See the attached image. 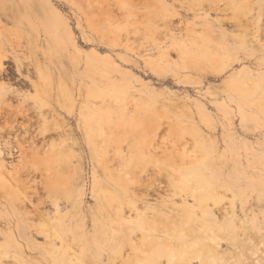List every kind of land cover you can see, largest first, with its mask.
Here are the masks:
<instances>
[{"label":"rangeland","instance_id":"obj_1","mask_svg":"<svg viewBox=\"0 0 264 264\" xmlns=\"http://www.w3.org/2000/svg\"><path fill=\"white\" fill-rule=\"evenodd\" d=\"M168 217L264 264V0H0V264H114Z\"/></svg>","mask_w":264,"mask_h":264},{"label":"bare ground","instance_id":"obj_2","mask_svg":"<svg viewBox=\"0 0 264 264\" xmlns=\"http://www.w3.org/2000/svg\"><path fill=\"white\" fill-rule=\"evenodd\" d=\"M196 205L197 201H193L189 209ZM165 226L166 229L161 231L164 235L154 238L153 243L135 236L121 249L119 262L114 264H215L212 254L217 239L209 224L204 221L193 225L168 217Z\"/></svg>","mask_w":264,"mask_h":264}]
</instances>
